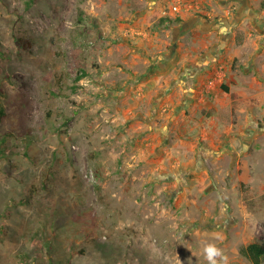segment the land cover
I'll return each mask as SVG.
<instances>
[{
  "label": "rangeland",
  "instance_id": "rangeland-1",
  "mask_svg": "<svg viewBox=\"0 0 264 264\" xmlns=\"http://www.w3.org/2000/svg\"><path fill=\"white\" fill-rule=\"evenodd\" d=\"M231 2L0 0V264H207L205 242L252 264L240 250L264 242V1L215 59ZM192 40L207 46L187 54ZM204 56L238 80L226 129L182 104L176 80Z\"/></svg>",
  "mask_w": 264,
  "mask_h": 264
},
{
  "label": "crops",
  "instance_id": "crops-1",
  "mask_svg": "<svg viewBox=\"0 0 264 264\" xmlns=\"http://www.w3.org/2000/svg\"><path fill=\"white\" fill-rule=\"evenodd\" d=\"M233 5L236 4H240V7H238V10L236 12V23H231L230 25L225 24V29L222 31L223 34V38L225 40V42H223L222 44L220 43V45L214 46L210 48L211 52L213 53V57H215V59H218L219 56L223 55L224 53V43L228 44V46L230 44H234V42L236 41V37L237 34L234 32V28L237 26L238 30H242L245 31L247 29V25L246 22L248 20H250V16H252L255 21V18L260 16V13L256 11L257 6H261L264 0H231ZM235 7V6H234ZM259 14V15H258ZM260 22V21H259ZM202 26V25H201ZM259 27L264 28L263 25H261V23H259ZM195 28L192 27L191 31L195 32ZM198 32H200V30H198ZM264 33V32H263ZM207 44L205 42H200L198 43L196 40H192V47L190 49V51L187 52V54L189 53H193V52H197L198 50H202L203 48H206ZM238 52V51H237ZM239 53V52H238ZM238 54L236 53L235 56H237ZM205 57V56H204ZM202 57L200 60L196 61V65L193 69V71H189V72H182V74L180 76L181 79H177L176 82L180 83L179 85L182 86V88H185V94H186V99L183 101V105H187L186 107L192 108L193 111H195L197 104H199L198 106L202 109H207L210 111L215 112L218 114L219 116H214L211 118V121L218 126H223L226 128L227 125H224L225 123L223 122V114H227L228 112H233L234 111V107H235V90L232 91L231 89L229 90L228 87L229 85L232 84L235 85L237 83V78H231L228 81H224V79L221 78L222 76V71H220L219 69L217 70L216 67L213 68V71H210L209 69H211V60L209 59L208 56H206L205 58ZM182 62H186V60L188 59L187 56L182 57ZM212 58V57H210ZM160 79L159 77H154L152 78L153 81H156ZM233 82V83H232ZM156 84V82H155ZM152 86H154V82L152 84ZM235 87V86H234ZM168 90V89H167ZM166 90V91H167ZM153 91H148L147 95L150 97L152 96ZM210 96V97H208ZM164 100L162 107V112L160 111V101ZM171 92L170 90H168L167 92L164 91L163 95H161L159 97V103L156 104V111L159 112V115H162V118H166L168 115L165 114L166 112V108L170 106L171 104ZM166 100V101H165ZM211 100V101H209ZM155 108V107H153ZM183 113H181L179 110L175 109L174 113L176 115L179 116L178 119H180L181 117L185 116L186 110L183 108ZM155 110L152 109V115L154 114ZM200 113H203V110L200 111ZM177 119V120H178ZM205 119V121H203L204 123L207 122V119L205 117H202L201 120ZM186 122H192V120L187 119L184 120ZM216 121V122H215ZM183 124L182 128H174V129H179L182 132H185L187 129V126L185 125V123ZM224 123V124H223ZM193 126V125H192ZM191 126V129H192ZM232 128V125L230 126V130ZM162 130H164V141H169L170 142V131L164 127ZM226 132H229L228 130ZM208 137L205 135V138ZM157 152L161 151L160 147H157L156 149ZM204 152L207 153L209 151H207V149H204Z\"/></svg>",
  "mask_w": 264,
  "mask_h": 264
},
{
  "label": "trees",
  "instance_id": "trees-1",
  "mask_svg": "<svg viewBox=\"0 0 264 264\" xmlns=\"http://www.w3.org/2000/svg\"><path fill=\"white\" fill-rule=\"evenodd\" d=\"M181 18L178 17V21ZM172 22L171 17L163 16L159 19L158 24H168ZM241 254L247 258L252 264H261V260L264 259V242L261 243H251L245 248L240 250Z\"/></svg>",
  "mask_w": 264,
  "mask_h": 264
},
{
  "label": "clouds",
  "instance_id": "clouds-1",
  "mask_svg": "<svg viewBox=\"0 0 264 264\" xmlns=\"http://www.w3.org/2000/svg\"><path fill=\"white\" fill-rule=\"evenodd\" d=\"M216 239H219V234ZM202 252L207 264H230L229 257L214 242H205Z\"/></svg>",
  "mask_w": 264,
  "mask_h": 264
},
{
  "label": "built area",
  "instance_id": "built-area-1",
  "mask_svg": "<svg viewBox=\"0 0 264 264\" xmlns=\"http://www.w3.org/2000/svg\"><path fill=\"white\" fill-rule=\"evenodd\" d=\"M180 10H181V7H180V6L174 5V6L172 7V11H173V12H179Z\"/></svg>",
  "mask_w": 264,
  "mask_h": 264
},
{
  "label": "flooded vegetation",
  "instance_id": "flooded-vegetation-1",
  "mask_svg": "<svg viewBox=\"0 0 264 264\" xmlns=\"http://www.w3.org/2000/svg\"><path fill=\"white\" fill-rule=\"evenodd\" d=\"M239 7H240V4H239ZM237 10H238V9H237ZM236 12H237V11H236ZM224 23H225V22H224ZM224 23H223V24H224ZM224 25H225V24H224Z\"/></svg>",
  "mask_w": 264,
  "mask_h": 264
}]
</instances>
